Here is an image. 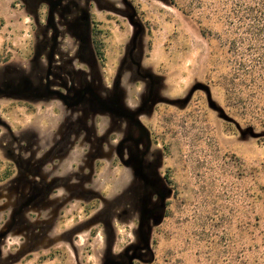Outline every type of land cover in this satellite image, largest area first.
Returning a JSON list of instances; mask_svg holds the SVG:
<instances>
[{
    "label": "rangeland",
    "instance_id": "1",
    "mask_svg": "<svg viewBox=\"0 0 264 264\" xmlns=\"http://www.w3.org/2000/svg\"><path fill=\"white\" fill-rule=\"evenodd\" d=\"M233 3L0 0V264H264V43Z\"/></svg>",
    "mask_w": 264,
    "mask_h": 264
},
{
    "label": "trees",
    "instance_id": "2",
    "mask_svg": "<svg viewBox=\"0 0 264 264\" xmlns=\"http://www.w3.org/2000/svg\"><path fill=\"white\" fill-rule=\"evenodd\" d=\"M231 13L233 14V24L247 25L252 35L251 40L264 43L262 41L264 38V0H234ZM94 41L99 53L98 40L94 38Z\"/></svg>",
    "mask_w": 264,
    "mask_h": 264
},
{
    "label": "flooded vegetation",
    "instance_id": "3",
    "mask_svg": "<svg viewBox=\"0 0 264 264\" xmlns=\"http://www.w3.org/2000/svg\"><path fill=\"white\" fill-rule=\"evenodd\" d=\"M82 18H83V19H86L85 15H83V17H82ZM92 40H93V39H92ZM92 43H93V46H94V44H95V43H94V40L92 41ZM102 108H104L105 110H107V111H108V109H109V105L107 104V102H106V101L104 102V104H103V107H102ZM130 113L132 114V112H130ZM166 180H167L169 183H171V182H170V180H171V179H170V177H167V176H166Z\"/></svg>",
    "mask_w": 264,
    "mask_h": 264
}]
</instances>
